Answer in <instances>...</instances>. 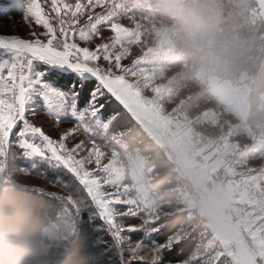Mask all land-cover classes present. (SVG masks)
<instances>
[{
	"label": "snow or ice",
	"instance_id": "obj_1",
	"mask_svg": "<svg viewBox=\"0 0 264 264\" xmlns=\"http://www.w3.org/2000/svg\"><path fill=\"white\" fill-rule=\"evenodd\" d=\"M134 9L153 11L149 0L0 4L27 25L23 38L0 34V182L30 174L16 148L32 169L70 174L71 186L56 182L65 195L26 185L58 201L47 200L76 264H264V131L242 148L236 126L217 135L215 112L177 103L149 46L161 29ZM251 13L264 18V0ZM40 111L50 126L29 118ZM85 226L101 234L82 248Z\"/></svg>",
	"mask_w": 264,
	"mask_h": 264
},
{
	"label": "rangeland",
	"instance_id": "obj_2",
	"mask_svg": "<svg viewBox=\"0 0 264 264\" xmlns=\"http://www.w3.org/2000/svg\"><path fill=\"white\" fill-rule=\"evenodd\" d=\"M1 2H5V0H0V3ZM149 2L153 8L151 13H149L146 9H134V11L139 12L141 15H151L156 22L157 28L161 29V34L159 37H156L155 39L151 37L149 38V46L154 49V56L157 61L155 67L158 70V82L169 84L174 89L176 93V102H183L191 116L196 117L209 111L215 112L219 118V126L210 129L211 131H214L218 135L220 134L221 130L227 132L229 130V125L236 126L235 130L238 134L232 137L233 140L239 142L242 148L246 144L251 145L252 140L249 139L248 132L250 131L254 135H258L259 130L261 129L258 127V125H256V127L253 129L249 126H246V124H244L243 128H241L240 124L241 120L247 116V100L249 103L248 93L251 88L249 87V70H242L238 73V82L242 73L247 75L248 78L246 83L243 82L241 87H234L230 86L229 82H226V85L222 86V94H220L219 91L216 93V98L219 100V102L211 101L210 98L204 93L203 87L201 85H204L203 76H208L211 74L212 76L218 77L212 72L214 69L219 68L217 64L219 60L213 58V56H215V52L213 54V50L216 40L214 30L203 23L193 12L187 11L184 7V4L181 6V0H149ZM255 7L256 6L253 5L248 10L247 18L251 25H257L260 22H264V18H254L252 16L251 10ZM179 18L181 19L180 21H178ZM181 21L185 23L184 32L182 34L179 33L178 29V22L181 23ZM123 22L126 25L128 23L127 21ZM13 24L16 26L15 30L12 28ZM175 27L178 29V31H176ZM26 29L27 25L22 21V14H8L4 17L0 13V34H18L23 38L26 35ZM221 31L222 30L220 29L218 30V32ZM260 31V37H264V29H260ZM103 35H108L107 30L104 31ZM96 42L99 43V39H97ZM185 45L199 53L198 57L200 62L197 61V59H192V61L189 60V56L186 58ZM174 49L179 50L182 53L180 57L184 58L185 61L172 67L168 65H162L158 61L157 54L163 53L162 50H164L165 54L163 53L162 55L164 57H168V64H171L170 59L173 58L174 55L170 53H172ZM228 54L229 59L238 61L233 52L230 51ZM129 62L130 58L128 60L122 61V63ZM195 70L197 71L198 76L202 75L201 78H197ZM235 71L236 69L229 72ZM229 72H225V74ZM218 78L221 79L220 77ZM226 79L231 81V78L229 79V77H225V79L222 80ZM216 83L220 82L216 81ZM261 97L264 98V92L261 94ZM173 106V104L168 105L169 109H171ZM29 118L33 119L37 125H51V121L48 120L46 114L43 111H40L35 117L30 116ZM71 127V123H63L60 125V129L62 130H67ZM53 138L57 137L54 136ZM78 139H83V136H79L77 140ZM15 153L19 157H22V153L19 148L15 149ZM256 155L257 154L255 152H250V157H255ZM29 162L31 163V161ZM249 162L252 164L261 163V161L257 159H250ZM16 166L19 167L18 164ZM28 168L30 174L28 176L21 175L19 178L30 187L42 188L48 192H55L57 195L66 194L61 190L55 181L49 180V182L47 179H45L43 174H41V177L36 176L33 171L38 170L36 168L32 169L31 164ZM129 222L137 223L138 221L131 220Z\"/></svg>",
	"mask_w": 264,
	"mask_h": 264
},
{
	"label": "trees",
	"instance_id": "obj_3",
	"mask_svg": "<svg viewBox=\"0 0 264 264\" xmlns=\"http://www.w3.org/2000/svg\"><path fill=\"white\" fill-rule=\"evenodd\" d=\"M255 1L256 0H186L184 7L187 11L193 12L203 23L214 30L216 40L213 50L215 56H213V58L219 60L217 63L219 68L212 71L214 74L221 79L229 77L233 83H238V73L242 70H249V87L251 88L248 93V99L250 105L242 128L244 124L253 129L258 125L262 131H264V98L261 97V94L264 92V37H260V29H264V22L251 25L247 18L249 8L253 5L256 6ZM1 14L4 17L8 15V13ZM180 20L179 18L178 21ZM184 26L185 23L183 21H181V23L178 22L180 34L184 32ZM219 29L223 32H218ZM185 50L186 58L189 56V60L192 61V59H197V61H199V53L197 51L187 45H185ZM230 51L235 54L238 61L229 59L228 53ZM235 69V72H229ZM225 72L229 73L225 74ZM201 86L206 96L212 99L205 81L204 85ZM16 157V165L18 164L19 166L27 168L30 167L31 163L28 160L18 155H16ZM45 166L46 165L43 164L38 165L36 167L38 171H33V173L40 177L41 174H43L48 181L69 183L70 186L74 183L66 170H54ZM44 199L49 200L53 204H58V201L53 198L44 197ZM100 223L99 220L96 221V224ZM100 234L101 233L95 232L91 228L85 226L79 238L80 246L82 248L88 246L92 239ZM104 238L105 240L109 239L107 235H105ZM139 238V233L132 235L134 241Z\"/></svg>",
	"mask_w": 264,
	"mask_h": 264
},
{
	"label": "clouds",
	"instance_id": "obj_4",
	"mask_svg": "<svg viewBox=\"0 0 264 264\" xmlns=\"http://www.w3.org/2000/svg\"><path fill=\"white\" fill-rule=\"evenodd\" d=\"M56 208L13 174L0 182V264H76Z\"/></svg>",
	"mask_w": 264,
	"mask_h": 264
},
{
	"label": "crops",
	"instance_id": "obj_5",
	"mask_svg": "<svg viewBox=\"0 0 264 264\" xmlns=\"http://www.w3.org/2000/svg\"><path fill=\"white\" fill-rule=\"evenodd\" d=\"M4 2H1L0 4H3ZM0 13H2V12H0ZM9 15L10 14H19V13H17V12H10V13H8ZM162 52L165 54V51L164 50H162ZM163 53H161V54H157V58H158V61L162 64V65H168V66H170V67H172V66H175V65H179V63H181L180 61H179V58H180V56H181V52L179 51V50H176V49H174L173 50V52L172 53H170V54H172V55H174V57L173 58H171L170 59V62H171V64H168V57H164L162 54ZM201 76H198V78H200ZM247 75L246 74H244V73H242L241 75H240V78H239V82L237 83V84H234V83H232L230 80H222V79H219L218 77H216V76H209L208 78H207V80H206V87H207V89H208V91H209V93H210V95H211V97H212V99H210L211 101H217V102H219V100L216 98V93H217V91H219V93L220 94H222V86H224V85H226V82H229V84H230V86H234V87H241L242 85H243V82H245L246 83V81H247ZM216 81L218 82H220V83H216ZM248 86V85H247ZM248 93V92H247ZM221 104V103H220ZM222 105V104H221ZM248 109H249V103H248V100H247V112H248ZM245 118H246V116H245ZM245 118L243 119V120H241V122H240V124H241V128H242V124H243V122L245 121ZM259 127V126H258ZM260 128V127H259ZM258 129V128H257ZM256 129V130H257ZM261 129V128H260ZM262 131V129L261 130H259V133ZM249 155H250V153H249Z\"/></svg>",
	"mask_w": 264,
	"mask_h": 264
}]
</instances>
